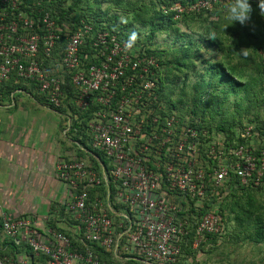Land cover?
Here are the masks:
<instances>
[{"label":"built area","instance_id":"2783aa9c","mask_svg":"<svg viewBox=\"0 0 264 264\" xmlns=\"http://www.w3.org/2000/svg\"><path fill=\"white\" fill-rule=\"evenodd\" d=\"M216 1H200L193 9H210ZM20 3L0 0V102L2 86L15 74L34 84L48 105L57 108L64 98V77L69 75L75 108L86 113L90 102L99 108L85 121L86 146L73 127L84 155L55 165L68 194L65 209L78 222L77 230L71 236L51 228L39 233L32 219L0 210V231L14 245L29 247L33 256H45V264H103L91 249H72L70 238L98 246L118 264H177L188 240V198L196 202L194 206H209L231 175L241 185L259 187L264 183V149L253 139L248 146L227 151L212 145L199 155L204 131L180 127L174 117L161 120L147 108L156 97L154 58L141 56L134 48L125 51L124 41L102 33L93 43L100 47L95 58L102 59L83 68L78 53L90 29L85 26L70 36L59 59H54L51 53L59 40L55 22L44 13L36 25ZM251 130L246 127L243 137L249 138ZM206 170L211 175L208 182ZM98 188H104L103 196L96 191L92 196L90 190ZM213 207L195 224L193 249L205 235L224 233ZM20 255L15 261L0 257V264H40Z\"/></svg>","mask_w":264,"mask_h":264},{"label":"trees","instance_id":"16d2710c","mask_svg":"<svg viewBox=\"0 0 264 264\" xmlns=\"http://www.w3.org/2000/svg\"><path fill=\"white\" fill-rule=\"evenodd\" d=\"M200 1L204 0H21L20 7L25 15L36 21V25L41 24L44 13L55 22L59 40L51 53L54 59H59L74 32H83L85 26L90 27L84 33L78 53L83 68L99 63L102 59L95 58L100 47L93 46L98 34L106 33L118 41H125L130 31H137L140 39L134 52L141 56H151L158 65L154 71L156 97L147 104L150 105L147 108L152 115L159 116L161 120L174 117L180 127L204 131L206 135L201 140L199 155L204 154L212 145L227 151L229 147L248 146L253 139L259 143V149H264V16L257 7L258 1L249 0L253 10L250 21L244 25L239 22L231 24L223 12L215 11L224 0L213 2L210 9H193ZM102 4H106L105 8H102ZM177 7L181 11L176 10ZM121 17L126 18L128 23H120ZM178 24L185 31L180 32ZM203 24L205 37L195 39L193 26L200 28ZM36 30L42 33L41 28ZM212 32L219 35L215 40L208 38ZM225 34L229 36L226 37ZM160 36H165L168 41L164 43V48L159 49L156 40ZM212 46L221 55L219 61L203 58L201 50ZM244 48H248L247 57L238 54ZM42 62L47 65L48 59ZM11 77L23 81L15 74ZM5 85L6 83L1 88L2 92ZM33 86L35 87L34 84ZM62 89L64 98L61 105L52 108L60 113L70 111L71 127L78 129V133L83 136L81 143L86 146L87 139L83 133L85 121L99 107L90 102L86 113L75 108L73 99L76 94L70 85L69 75L64 77ZM43 100L48 104L44 96ZM76 116L78 119L83 117L79 123L78 119L75 120ZM249 126L252 127L251 134L249 138H245L243 130ZM81 153L79 152V156L84 155ZM100 159L105 164V160ZM92 163L95 170H98L99 164L94 160ZM206 180H211L208 170ZM208 189L211 191V187ZM95 191L100 196L104 194V188L91 189L90 194L93 196ZM110 197L113 199V189ZM188 203L190 227L182 253L190 255L193 252L191 247L196 238L195 224L212 205L214 207L211 210L219 215L225 230L220 235H205L198 248L207 244L211 249L205 252H212L234 239H248L257 245L264 243L263 182L259 187L252 184L244 186L231 175L217 195L213 196L209 206L206 203L201 207L194 206L196 202L189 198ZM49 228L71 236L68 231L53 225H49ZM70 239L72 249L84 251L88 248L101 263L118 264L108 252L98 246ZM21 253L27 254L32 262L45 264L47 261L43 255L33 256L26 245L16 246L9 240L0 249L1 258L13 261Z\"/></svg>","mask_w":264,"mask_h":264},{"label":"crops","instance_id":"0c3cea01","mask_svg":"<svg viewBox=\"0 0 264 264\" xmlns=\"http://www.w3.org/2000/svg\"><path fill=\"white\" fill-rule=\"evenodd\" d=\"M11 78L0 102V210L32 219L39 233L53 225L73 234L78 222L65 209L68 194L55 172L60 160L79 157L70 111L57 112L31 82ZM6 240L0 231L1 248ZM183 255L178 264L192 255L216 264L221 252Z\"/></svg>","mask_w":264,"mask_h":264},{"label":"rangeland","instance_id":"374dc122","mask_svg":"<svg viewBox=\"0 0 264 264\" xmlns=\"http://www.w3.org/2000/svg\"><path fill=\"white\" fill-rule=\"evenodd\" d=\"M227 1H229V0H224V2L222 4L217 6V10H215V11L220 12V13L223 12V14L226 15V8H227V4H228ZM255 1H258V0H255ZM105 6H106V4H102V8H105ZM205 24H207V21L205 22ZM205 24H203L200 28H198L195 25L193 26V30H195V32H194V38L195 39H200V38L205 37L204 32H203ZM178 26L180 28V32L185 31L184 27H182L179 24H178ZM188 32H190V30L187 31V34H188ZM217 35L218 34H216V36ZM225 36L228 37L229 34H225ZM166 41H168V40L165 36H160L156 40V46L159 49L164 48V43ZM241 48H243V47H241ZM201 52L203 54V58H205V59H212L215 61H219V59L221 58V55L219 54V51L216 49L215 46H212L211 48H209L207 50L202 49ZM235 59L236 58H234V60ZM175 91L177 92L178 90H175ZM262 212L264 213V210H262ZM232 225H233V223H231V226ZM245 235H246V233L244 234V236ZM191 249H193V248L191 247ZM210 249H211V247L207 246V244H205V245L202 244L199 248L197 247L196 249H193L192 251H194V252H205V250H210ZM214 250L215 251L219 250L221 252V255L219 256L216 264H264V243L257 245V244H254L253 242L248 241V239H244L241 241H240V239H238V240L234 239V240H229V241L225 242L222 245V248L218 247ZM183 254L184 253H182V255ZM254 254H255V256H254ZM188 258H189L188 264H200V260L197 261V258H195L194 255L188 256ZM203 261H205V260H202V262ZM207 263L211 264L210 261H208Z\"/></svg>","mask_w":264,"mask_h":264},{"label":"clouds","instance_id":"9594fccd","mask_svg":"<svg viewBox=\"0 0 264 264\" xmlns=\"http://www.w3.org/2000/svg\"><path fill=\"white\" fill-rule=\"evenodd\" d=\"M257 7L260 10V14L264 16V0H258ZM252 10V5L249 3V0H229L226 8V19L230 20L231 24L233 22H239L241 25H244L246 22L250 21ZM120 23L127 24L128 21L126 18L121 17ZM208 38L215 40V32H212ZM139 39L140 36L137 31H130L127 35V39L124 41L125 51L132 50ZM238 54L242 57H247L248 48L241 49Z\"/></svg>","mask_w":264,"mask_h":264}]
</instances>
